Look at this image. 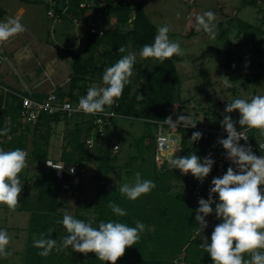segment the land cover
Here are the masks:
<instances>
[{"label":"trees","instance_id":"1","mask_svg":"<svg viewBox=\"0 0 264 264\" xmlns=\"http://www.w3.org/2000/svg\"><path fill=\"white\" fill-rule=\"evenodd\" d=\"M19 1L25 5H46L48 10H53L59 22L75 23L72 18L75 16L82 23L87 24L91 19L86 18V14L90 12L91 18L102 17V24L107 26L110 16H116L115 26L109 27L103 36L88 31L89 37L84 51L64 50L73 60L71 86L68 91L64 88H57V93L60 98H69L74 104H77L79 98L86 94V85L81 83L93 81L95 75L102 77L107 66L112 65L129 52L130 45L134 51L140 52L144 44L153 42L157 32L156 26L145 13L144 6L137 0H88L84 8L81 4L85 0ZM92 1L94 4H91ZM61 4H63L62 9ZM248 4L257 6L258 2L253 0ZM0 14L3 16L5 11L0 9ZM133 16L134 20H132ZM235 21L239 26L238 34H246V38L253 43L254 53L260 56L259 44L264 46V39L259 41L258 34L264 35L262 25H254L233 17L218 24L221 28L225 27L220 33L221 38L227 37L233 31ZM125 27L132 29L124 30ZM197 34L191 32L188 36ZM101 46L104 49L100 51ZM121 46L125 48L123 53L118 51ZM97 56L99 60H96ZM147 59L156 60L159 69L146 73L139 65V72L134 82L125 86L122 96L116 103L105 106L106 112H112L114 116L105 123L104 136H101L99 130L96 131L95 117L91 114L79 112L73 118L62 113L44 114L36 124L32 125L21 121V102L16 95L7 93L3 99L4 105L0 107V129L6 128L7 132L0 134V149L22 148L26 153L31 149L27 156L28 159L37 163L38 167H42L36 175V181L31 186L37 189V194L33 196L25 194L20 208L21 211L30 212L32 216L25 264H111V262L99 260L94 252L87 254L78 252L79 258H71L68 263L63 261L55 248L48 255L41 256L39 255L40 249L33 246V239L34 237L39 238L40 233L43 232L46 236L50 235L51 238L57 239L59 247L64 231H66L65 227L58 222L62 220L64 214L59 211L60 188L63 184H69L70 181L76 188H79L82 183L80 178L86 172H81L82 168L87 169V166L95 161L97 168L94 180L98 182L105 179L111 170L122 167L117 165L121 148L118 153H114L113 146L117 144L113 142V138L115 131L119 128L120 119L124 118L144 122L143 135L130 145L135 153L130 155L124 166L128 170L127 175L140 172L142 178L154 180L156 187L136 200H129L117 188H108L103 184L98 190L94 206L97 214L94 216L72 215L85 220L91 217L97 223L100 220L110 219H118L130 226H135L137 220L144 223L145 229L140 234L141 239L135 245L126 247L124 255L118 258L116 264H181L180 257L182 256L186 264H213L210 255L200 247L203 242L201 236L194 237L198 224L195 221L196 212L193 204L183 194L172 190L175 183L180 182L186 185L187 180L179 169L171 167L167 162L162 163L163 170L158 169L159 165L154 158L156 136L152 131V126L158 129V123L161 122L164 127L169 126L164 119L168 117L170 108L176 102L174 92L181 83L180 75L172 57L163 61L153 57ZM252 63L258 68L253 72L255 82L260 84L264 82L263 66L260 63ZM227 65L230 66L229 63ZM135 86L137 88L134 92ZM76 90H81L79 92L81 96L75 94ZM18 93L28 95L25 92ZM137 94L143 95L144 98L137 99ZM33 95L37 99L46 97L45 94ZM62 122H65L66 134L60 161L64 162L67 168L77 166L79 172L76 175H70L67 172L60 180L55 170L46 167L45 162L51 158L49 147L52 134H54L52 127ZM22 123L28 125L23 130ZM196 127L179 126L176 128L181 137L180 145L183 147L181 156L194 152L202 157V152L210 141V135L202 132L201 139L190 140L192 133L197 131ZM31 131H33L32 148L29 143ZM255 131L259 130L255 129ZM90 137L94 139L93 147H89L86 142ZM147 139L152 143L145 144ZM110 200L126 209L127 215L116 216L108 207ZM213 229L206 233L211 235Z\"/></svg>","mask_w":264,"mask_h":264},{"label":"rangeland","instance_id":"2","mask_svg":"<svg viewBox=\"0 0 264 264\" xmlns=\"http://www.w3.org/2000/svg\"><path fill=\"white\" fill-rule=\"evenodd\" d=\"M137 1L144 6L145 13L156 28L161 25L169 26L168 35L170 39L177 40L184 49L182 56L172 57L181 83L175 88L176 102L170 108L168 117L171 116L175 121L178 115L189 114L190 122L196 123L197 127L223 129L220 121L225 114V106L231 99L236 97L250 99L253 95H264V82L260 84L255 82L253 72L257 71L258 68L252 63L262 64V71H264V46L259 44L261 54L257 56L254 53L253 43L246 38V34H238L237 21L234 23L233 31L225 38L220 36L225 27L221 28L218 25L237 17L239 20L254 25H262L264 29V0H256L257 6L248 4L253 0ZM0 9L5 11V14L0 16V20L18 17L25 26L24 32L0 43V52L9 58L5 70L2 72L3 75H7L0 80L8 81V76L14 82L16 80V82H21L23 79L29 86L38 83L43 93L50 92L54 86L68 91L71 86L73 60L64 50L84 51L89 37V25L78 21L76 23L70 21L55 23L56 17L50 19L47 6L42 4L22 5L19 0H0ZM207 10L216 14L214 37L202 30L198 31L195 26V16ZM91 16L92 14L88 12L86 18L91 19ZM98 20L103 23L102 17ZM132 20H134V16ZM116 22V16H110L108 25L102 24L103 29L107 30L109 27H114ZM130 29L132 28H124V30ZM30 32L31 34H29ZM191 32L198 34L188 36ZM258 39L259 41L264 39V35L258 34ZM103 49L104 47L101 46L100 51ZM129 52L136 56L133 74L130 78L132 83L138 75L139 65L146 73L159 69L156 60L141 57L139 52L133 50L132 45L129 46ZM96 60H99L98 56ZM9 62L11 63L9 64ZM228 63L230 66L227 65ZM13 64L18 66L17 69L14 68ZM81 84L86 85L87 91L88 87L91 86L97 88L103 86V81L102 77L95 75L93 81ZM136 88L137 86H135L134 92ZM80 91L76 90L75 94L81 96L79 95ZM6 95L0 86V107H3V99ZM228 115L232 116L234 120L239 119L238 110H234ZM22 126L23 130L28 125L22 123ZM179 126H183V124L181 123ZM236 127L237 129L241 128L239 124ZM52 129L54 134H52L50 141V147L52 145L53 148L51 158L60 160L65 145V122L53 126ZM152 131L156 134L157 128L152 126ZM32 132L29 133L30 148H32ZM164 132L170 134V141L175 146L181 144V137L176 129L165 126ZM143 133L144 122L142 120L120 119L113 142L119 144L121 148L117 165L122 167L111 170L105 179L97 182L94 180L97 164L93 161L87 166L86 172L80 178L82 183L79 188H76L72 181L61 186L59 211L64 213L67 210L70 214L94 216L97 214L94 206L97 201L98 190L103 184L107 185L108 188L118 189L122 183H134L135 174L127 175L128 170L124 166L130 155L135 153L130 145ZM256 135L257 138L264 140V134L260 131ZM151 143L149 139L145 141V144ZM30 150L27 152V156L30 154ZM174 156L177 157V153L167 154L166 159L171 161ZM158 165V169L163 170L161 168L162 163L158 162ZM39 170L41 171L42 167H38L37 163L30 161L27 157V166L19 174L23 185L18 197L20 203L15 209L0 205V228L6 229L10 236L8 248L11 251V255L0 258V264H25L32 216L30 212L21 211L20 208L25 194H29V196L37 194V189L31 188V186L36 181ZM186 189L185 183L177 182L173 185L172 190L180 192L189 199ZM66 233L67 231H64L62 237ZM194 237H197L195 232ZM205 237L210 240L211 235L204 232L201 235V240L203 241ZM60 245L58 254L63 261L68 263L71 258H79L78 251H72L71 248H64ZM180 261L181 264H186L183 256L180 257Z\"/></svg>","mask_w":264,"mask_h":264},{"label":"clouds","instance_id":"3","mask_svg":"<svg viewBox=\"0 0 264 264\" xmlns=\"http://www.w3.org/2000/svg\"><path fill=\"white\" fill-rule=\"evenodd\" d=\"M72 18L75 23L81 22L75 16ZM215 18L216 14L211 10L196 15V29L214 37ZM24 31L25 26L18 17L0 20V43ZM168 33V25L158 26L153 42L144 44L139 55L160 61L182 56L184 49L177 40L170 39ZM118 51L125 52L124 46ZM135 62V54L128 52L107 66L102 75L103 86L88 87L86 94L79 98V108L88 114H107L105 106L116 103L125 86L131 83ZM143 98V95L137 94V99ZM234 110L239 111L238 120L228 115ZM224 113L220 124L227 136L219 138L218 143L226 150L224 155L231 163L223 175L212 178L208 197L198 200L195 221L199 222L202 232L208 227L206 217L209 214L214 212L220 220L211 232L210 242L205 237L200 247L210 255L213 264H264V155L258 156L250 144L240 142L241 139L248 141L247 132L250 129L254 128L255 134L258 132L255 129L264 134V95H253L250 99L233 98L226 104ZM164 121L173 129L181 123L184 127L196 126V123L190 122L189 114L178 115L175 121L169 116ZM237 124L242 126L240 130L237 129ZM6 132V128L0 129V134ZM202 135V132L194 131L190 140L198 141ZM46 162L61 169L53 166L50 161ZM170 163L171 167L179 169L183 174L190 172L194 178L203 181L211 172L215 160L211 155L199 157L191 153L187 156H174ZM26 166L27 153L24 149H0V205L15 209L20 203L18 197L23 185L19 174ZM155 187L154 180L142 178L141 173L136 172L134 183H122L118 191L127 199L136 200ZM108 207L116 216L127 215V210L114 201H108ZM58 222L67 231L60 246L85 254L94 252L99 260L111 264H116L118 258L124 255L126 247L135 245L141 239L140 234L145 229L144 223L139 220L135 222V226L118 219L100 220L97 223L94 218L80 219L67 210ZM9 242L10 236L6 229L0 228V258L11 255ZM33 246L40 249L41 256L48 255L54 248L59 251L57 239L46 236L43 232L39 238L34 237Z\"/></svg>","mask_w":264,"mask_h":264},{"label":"built area","instance_id":"4","mask_svg":"<svg viewBox=\"0 0 264 264\" xmlns=\"http://www.w3.org/2000/svg\"><path fill=\"white\" fill-rule=\"evenodd\" d=\"M101 1V0H99ZM88 0H85L83 4H81V7H86V3ZM91 4H94L92 1ZM49 17L53 18L54 13L53 10L48 11ZM78 19V18H77ZM79 20V19H78ZM55 21H58V19H55ZM89 25V31L93 34H99L101 36L104 35L105 31L102 26V22L97 19L91 18V20L87 23ZM9 58L4 55V53L0 52V74L2 72L3 65L8 62ZM1 86V85H0ZM5 94L12 93L18 97V99L21 102V119L25 123L29 124H36L39 119L44 114L48 115H54L57 113H62L67 115L69 118H73L77 113L82 112L85 113L83 110H81L77 104H74L69 98L62 99L59 97L57 93V86H54V88L46 93V97L43 99H37L33 94V92L27 91L25 93H28V95H22L21 93H18L14 90H11L7 87L1 86ZM105 113H97L93 115L95 117L94 125L96 126V131L99 130L101 136H104V125L108 121V119L112 116H114V113L112 112H106ZM88 114V113H86ZM197 131L200 132H206L210 135V141L207 143L204 151L202 152V157L206 155H211L212 158L215 160V164L213 165V168L211 172L209 173L208 177H206L203 181H200L193 177V175L189 172L188 174H183L184 178L187 180V195L193 204V208L196 212V209L198 208V200L203 197L207 198L209 195V187L211 186V180L213 177L221 176L223 175L227 167L230 165V160L226 158L224 153L226 150L218 143V139L221 137H226L227 133L223 129H217V128H202V127H196ZM240 130V129H238ZM156 140H155V160L156 162L164 163L169 160L166 159L167 154H172L173 152L177 153V157H181L183 147L181 145L175 146L173 142L170 141V134L167 132H164V125L163 123H158V129L157 133L155 134ZM248 141L245 142L243 139H241V143H247L250 144L252 147L253 152H255L258 156L264 155V147H259V145L264 146V140L257 138V135L254 133V128L250 129L247 132ZM89 147L94 146V139L93 137H90L86 140ZM178 147V148H175ZM114 153H118L120 150V146L114 145L113 146ZM194 153V152H193ZM46 161H50L53 166H58L61 169H56L52 167L51 165L47 164L45 162L46 167L49 169L55 170L57 178L62 180L65 176V174L68 172L70 175H76L79 172V169L77 166H72L70 168H67L64 162L58 160H54L52 158H49ZM171 164V163H170ZM172 165V164H171ZM173 166V165H172ZM233 167H235L233 165ZM86 169L82 168L81 172H85ZM218 196V194H214ZM213 208H215V205H213ZM206 220L208 221V227L204 229L202 232L199 228V222H197L198 227L195 230V234L197 236H201L204 232L213 229L214 226L220 222L219 219H217L215 213L209 214L206 217Z\"/></svg>","mask_w":264,"mask_h":264},{"label":"crops","instance_id":"5","mask_svg":"<svg viewBox=\"0 0 264 264\" xmlns=\"http://www.w3.org/2000/svg\"><path fill=\"white\" fill-rule=\"evenodd\" d=\"M22 4V3H21ZM23 5V4H22ZM29 34H31V32L29 33ZM14 62V61H13ZM11 62H9V64H10ZM7 64H8V62H7ZM5 65H6V63L3 65V67H2V72H3V70H5ZM13 66H14V68H16L17 69V67L18 66H16L15 64H13ZM2 72H1V74H0V78L1 79H4L5 78V76L7 75V74H5V75H3L2 74ZM3 75V76H2ZM7 78L9 79L8 81L7 80H0V85L1 86H4V87H7V88H9V89H11V90H14V91H18V92H27V91H30V92H33L34 94H46V93H43L42 91H41V89L39 88V84L38 83H36V84H33V85H31V86H29L28 85V83H26V82H24L23 81V79H21L22 81L21 82H14V81H12V78H10V77H8L7 76ZM2 82V83H1ZM52 144V143H51ZM53 148H52V145H51V147H49V157H51V156H53L52 155V152H53V150H52ZM51 150H52V152H51Z\"/></svg>","mask_w":264,"mask_h":264},{"label":"water","instance_id":"6","mask_svg":"<svg viewBox=\"0 0 264 264\" xmlns=\"http://www.w3.org/2000/svg\"><path fill=\"white\" fill-rule=\"evenodd\" d=\"M62 6H63V5L61 4V5H60V8H61Z\"/></svg>","mask_w":264,"mask_h":264}]
</instances>
